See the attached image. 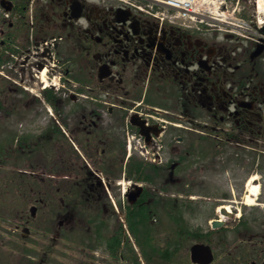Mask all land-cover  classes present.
Listing matches in <instances>:
<instances>
[{
    "label": "flooded vegetation",
    "instance_id": "1",
    "mask_svg": "<svg viewBox=\"0 0 264 264\" xmlns=\"http://www.w3.org/2000/svg\"><path fill=\"white\" fill-rule=\"evenodd\" d=\"M3 4L0 264H59L60 249L68 264H185L189 240L215 256L194 262L191 245L190 264H215L212 222L187 217L219 205L250 235L247 264H264L256 9L235 32L161 25L122 0Z\"/></svg>",
    "mask_w": 264,
    "mask_h": 264
},
{
    "label": "rangeland",
    "instance_id": "2",
    "mask_svg": "<svg viewBox=\"0 0 264 264\" xmlns=\"http://www.w3.org/2000/svg\"><path fill=\"white\" fill-rule=\"evenodd\" d=\"M237 2L238 0H230L229 4L230 5L233 4L232 6H230V10L232 11L235 7H237L235 14H239V9H240L242 14H239V16H243L246 20L248 17L251 18L253 15L254 9H256L254 0H240L239 3ZM244 15L245 16L247 15L248 17L247 16L245 17ZM195 212L196 211L192 212L193 216L188 215L187 217L190 225L198 226V227L202 225L206 230L209 229L208 221H210L211 218H220V215L222 214L221 211H217L216 209L211 210L208 207H205L202 210L197 211L196 213ZM239 221H240L239 217H236V216L232 218H228L225 227L220 228L218 231H214V234H213L214 247H215L216 255H217V261L215 262V264H230V260H228L226 256V252H228L229 250L233 258V263L231 264H247L248 259L246 260L244 258L246 257L245 255H247V253L245 255L243 254V252L241 253L240 244L241 243L247 244L242 241H245V240L247 241L250 235L245 236L247 233L244 229H240L239 231H237V228L240 225ZM85 229L86 227L78 228L75 234L81 236L85 233ZM255 231L261 234H264V227H261V228L256 227ZM254 233L255 232H253V234ZM168 234L169 232L166 231L165 228L161 227V232L158 233L157 235L165 237ZM159 245L163 246L164 243L160 242ZM223 250L225 254H223ZM67 251H70V250L69 249L66 251L62 249L59 250V254H58L59 264H68V262L71 261L73 254ZM77 255L82 256L83 253L81 252L80 254L78 253ZM183 258L189 262V246L186 248V253L184 254Z\"/></svg>",
    "mask_w": 264,
    "mask_h": 264
},
{
    "label": "built area",
    "instance_id": "3",
    "mask_svg": "<svg viewBox=\"0 0 264 264\" xmlns=\"http://www.w3.org/2000/svg\"><path fill=\"white\" fill-rule=\"evenodd\" d=\"M157 4L162 7L163 5H171L181 8L180 14L184 17H190L193 20L204 21L206 13H216L213 7L210 6L212 3H216L217 0H154ZM201 16V17H199Z\"/></svg>",
    "mask_w": 264,
    "mask_h": 264
},
{
    "label": "water",
    "instance_id": "4",
    "mask_svg": "<svg viewBox=\"0 0 264 264\" xmlns=\"http://www.w3.org/2000/svg\"><path fill=\"white\" fill-rule=\"evenodd\" d=\"M223 212L228 215L229 213L226 211V210H223ZM223 221L221 220H215L214 221V226H222L223 225ZM201 250V247L200 246H194L193 247V259L196 261L198 260V252Z\"/></svg>",
    "mask_w": 264,
    "mask_h": 264
},
{
    "label": "bare ground",
    "instance_id": "5",
    "mask_svg": "<svg viewBox=\"0 0 264 264\" xmlns=\"http://www.w3.org/2000/svg\"><path fill=\"white\" fill-rule=\"evenodd\" d=\"M257 7L259 8V11H260V22H264V0H257V3H256ZM254 192H257L258 189L257 188H254L253 189ZM228 209H230L228 206H226ZM220 217H223V215L221 214Z\"/></svg>",
    "mask_w": 264,
    "mask_h": 264
}]
</instances>
